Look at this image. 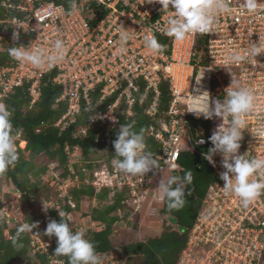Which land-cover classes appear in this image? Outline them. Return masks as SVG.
Masks as SVG:
<instances>
[{"label": "built area", "instance_id": "built-area-1", "mask_svg": "<svg viewBox=\"0 0 264 264\" xmlns=\"http://www.w3.org/2000/svg\"><path fill=\"white\" fill-rule=\"evenodd\" d=\"M70 3L71 0H0V50L4 49L5 40L13 47L21 44L27 47L32 43L34 47L49 50L56 39H62L66 44L64 61L50 69L37 70L12 58L7 65L1 66L0 103H4L17 87L26 86L31 98L30 107L34 106L48 76L62 88L56 102L67 103V110L54 123L55 126L63 130L76 123L82 109L95 102L99 108L93 112L90 125L116 128L120 121L117 111H120L121 103L126 104L125 112L130 116L134 113L133 106L144 104L152 94L147 113L158 119L149 131L160 144V150L153 153L160 162V169L154 168L144 177L127 175L113 167L114 157L111 162L104 161L93 170L92 178L91 170H87L82 180L77 175L61 180L59 164L52 162L49 164L51 177L62 191L58 198L66 195L77 182L85 180L83 182L93 185L97 192L109 188L110 196L127 188L128 195L136 199L134 209L138 210L152 179L163 171L172 170L179 174L180 153L196 147L191 137V118L214 120V131L222 124L228 126L222 118L205 119L202 115L197 117L189 112L194 103L191 94L208 91L211 100L223 99L232 79L226 81L217 76L221 68H236L238 73L233 80L251 89L256 97L255 110L245 117L247 127L240 141L239 154L249 156L247 151L254 149L252 141L261 148L264 146V66H260L264 65V54L257 57L259 64L255 66L246 62L238 65L224 63L229 49L242 51L248 46V41L258 42L260 35L264 37V8L257 13H248L241 7L243 0H229L233 11L231 15L219 17L215 33L193 34L185 41L177 42L162 31L171 9L162 11L159 3H148V0H75L76 10L71 13ZM261 3L264 4V0ZM17 26L20 28H15ZM122 29H127L133 36L123 53L119 47ZM249 30L253 31L250 38ZM14 31H19V39L13 38ZM145 35H154L165 46L164 51L156 54L147 48ZM198 40L202 43L199 44ZM196 76H203L199 84ZM163 82H166L172 98L161 112L159 105ZM113 95L114 100L103 108L105 101ZM257 131L259 138L252 133ZM86 132V126H80L76 134ZM15 135L17 139L21 132L15 131ZM184 137L188 138L191 147L184 143ZM202 139L206 142L205 138ZM20 144L24 147L26 142ZM214 160L220 177L225 171L221 163L222 155H215ZM224 183L220 179L210 186L177 264L264 262V195L247 208L239 200L241 213L236 216L227 210L225 214L221 210L222 196L219 194L225 191ZM51 201L42 206V218L49 215L50 208L60 209L58 203ZM69 203L75 206L72 198ZM24 215L21 209L12 211L6 202L0 209V216L9 224L24 222ZM51 243L38 232L31 240L32 254L45 255L47 264H66L63 258L55 256ZM210 252L211 256L207 257L206 253ZM107 254H100L102 264H106ZM122 261L116 258L110 264H122ZM20 264L29 263L24 260Z\"/></svg>", "mask_w": 264, "mask_h": 264}, {"label": "trees", "instance_id": "trees-1", "mask_svg": "<svg viewBox=\"0 0 264 264\" xmlns=\"http://www.w3.org/2000/svg\"><path fill=\"white\" fill-rule=\"evenodd\" d=\"M198 43L200 44L202 41L198 40ZM10 47L13 45L5 40L4 49L0 50V67L9 63L11 57L8 49ZM61 91V86L46 76L42 94L34 106L30 107L31 98L26 86L17 87L5 99V104L13 112L14 129L21 131V139L26 140L27 144L25 148H18V162L14 167H10L4 175L10 179L16 190L22 193L28 205L32 204L34 197H40L44 201L51 198L49 194V191L52 190L51 185L42 180L50 163L59 164L61 180L75 178L76 175L82 180L87 170H91V174L102 162H111L115 157L114 141L117 139L118 130L123 124H133L134 130L137 132L144 129L148 150L152 153L160 150V144L149 131L151 125L157 123L158 120L147 113L152 101V94L144 104L136 103L133 106L134 113L130 116L125 112L126 104L121 103L120 111H117L120 121L116 128H107L106 125L100 126L99 124L90 125L93 112L99 108L94 102L90 106L91 110L86 111L89 107L82 109V114L76 123H72L61 130L60 127L54 125L67 110L66 102H56ZM114 98L115 95L108 98L102 107L107 108ZM171 98L167 84L163 82L159 105L161 112L168 107ZM190 124L192 142L195 143L199 138H205L206 142L204 144L195 143V148L185 149L180 153L179 177L182 178L187 171H191L193 174L192 183L186 185L185 188L186 193H190L186 195L185 206L179 211L169 212L167 201L163 200L159 209L162 218L160 234L145 240H132L123 245V253L127 255L128 260L139 255L143 258V264H177L187 245L197 216L203 208L210 186L220 180L215 166L204 159V153L213 147L209 138L214 132L215 121L191 118ZM80 126H86L87 132L85 134H76ZM16 142L19 143V140ZM76 148L80 150L81 156L84 158L83 163L86 167H82V169L81 165L79 166L77 162L73 163L70 158V152ZM99 152L104 153L102 158H98ZM3 176H0V179ZM90 177H94L93 174ZM84 197L102 201L100 207H93L91 211L86 213L89 220L96 224L85 231V237L94 244L98 253H108L115 247L111 237L114 224L118 218L115 213L119 208L124 207L123 201L128 200V189L123 188V190L116 191L114 195L110 196L109 188L97 192L93 185L80 181L72 186L66 195L59 197L57 203L60 210L68 216L80 208V203ZM70 198L75 202L74 207L69 203ZM3 201L5 200L0 197V207ZM129 214L128 210L125 215ZM41 218L42 216L34 210L27 216V221L38 223L39 227L36 230L44 239L51 240L52 250L55 252L58 246L57 238L55 236L48 237L44 235V232L50 220L61 222L59 210L52 207L49 209L46 221L41 220ZM101 225L103 226L100 228ZM19 226L11 227L9 229L11 237H7L4 233L5 228H7L6 222L0 218V264H20L24 260L33 264L31 262V233L22 234L18 241L24 245L23 248L14 247L12 244V238L16 235ZM71 226L73 231H78L80 223L71 221ZM134 227L138 228V225H134ZM37 257L40 264H47L45 255L37 254ZM60 257L65 259L66 264H69L67 257Z\"/></svg>", "mask_w": 264, "mask_h": 264}, {"label": "clouds", "instance_id": "clouds-1", "mask_svg": "<svg viewBox=\"0 0 264 264\" xmlns=\"http://www.w3.org/2000/svg\"><path fill=\"white\" fill-rule=\"evenodd\" d=\"M148 3L161 4L162 11L171 9V14L167 16L162 31L177 42H183L193 34L215 33L219 17L231 15L233 11L229 0H148ZM241 7L248 13H257L264 8V4L261 3V0H243ZM75 10V0H71L70 13ZM252 34L253 31L249 30V38ZM19 36V31L13 32L14 39H19ZM132 39L133 36L127 29L120 31L119 47L121 53L126 50L127 43ZM144 43L153 53L159 54L164 51L165 46L154 35H145ZM65 52L66 44L62 39H56L51 50L38 46L34 47L32 43L27 47L21 44L8 49L12 59L20 64L31 65L37 70L50 69L62 63L65 59ZM261 54H264V37L260 35L258 42L248 41V46L242 51L229 49L224 56V63L225 65H238L246 62L255 66L259 64L257 57ZM203 76L199 78L196 76L197 84L200 83ZM196 91L199 92L200 90L196 89ZM191 96L194 103L189 112L195 113L197 117L201 115L205 119L219 117L222 118L223 123L228 122L227 127H224L223 124L220 125L209 138L213 147L204 153V159L215 166L214 156L222 155L221 163L225 171L221 172L220 179L225 182L223 186L225 192L238 197L243 207H249L261 195H264V159L249 158L246 153L239 154L240 141L247 127L245 117L250 115L256 107V97L253 91L232 79L231 85L225 89L222 100H211L208 91H203L199 95L191 94ZM88 110H91L90 106L86 109V111ZM12 115V110L5 104L4 100V103H0V176H3L10 167L15 166L19 160L18 148H25L27 144L26 140L21 139V136L16 139L15 131L19 130L14 129ZM252 133L259 138V131ZM17 140L19 143L16 142ZM23 141L26 142L24 147L20 144ZM204 142L202 138L195 141L196 144H203ZM114 148L115 158L112 160V165L124 174L144 177L152 169H160L158 159L148 150L144 129L137 132L134 130L133 124L121 125L117 139L114 141ZM192 181L193 174L191 171H187L182 178L170 176L167 179L163 177L160 179L157 190L161 194L160 198L167 201L169 212L179 211L185 206L186 195L190 194L186 193L185 188ZM2 199L4 200V198ZM6 203L12 211L17 208L16 205ZM47 210L48 208L45 206V211ZM57 210H59V216L62 218L61 222L50 220L44 232V235L48 237L55 236L57 238L58 246L54 252L55 256L67 257L69 264H102L100 255L102 252L96 251L94 244L85 237L83 231H73L71 218L60 209L57 208ZM31 212L29 210L25 212L24 222L15 223L13 221L11 224L0 216L7 225L4 232L9 235L11 227L20 225L16 235L12 238L14 247L23 248L24 245L18 243L22 234L31 233L33 229L39 227L38 223L27 221V216ZM34 256L37 255H33L32 260ZM38 259L36 263L32 260L31 262L37 264L40 261Z\"/></svg>", "mask_w": 264, "mask_h": 264}, {"label": "rangeland", "instance_id": "rangeland-1", "mask_svg": "<svg viewBox=\"0 0 264 264\" xmlns=\"http://www.w3.org/2000/svg\"><path fill=\"white\" fill-rule=\"evenodd\" d=\"M237 73H238V70L233 67L221 68L218 70L217 76L221 77L222 79L226 81H229L231 79H236L235 77ZM262 139H263L262 144L264 145V138ZM183 141L186 145L191 147V145L188 142L189 140L187 137H184ZM252 146L254 149L251 152L247 151V153H249L248 157L249 158L257 157V158L264 159V146H262L261 148L259 147L258 143L254 141H252ZM98 154L100 155L98 158H102L104 156L103 152H99ZM70 158L73 163L77 162L79 166L81 165V169L82 167H86L85 163H83L84 158L81 156L79 149H75L73 152H70ZM54 163L56 164V162ZM170 176H179V174L178 172H173L172 170L163 171L152 179L148 191L146 190L147 192L146 197L141 201L140 207L138 210L134 209L136 205L135 198L129 196L128 200L126 199L123 201V203L125 204L124 207L119 208L118 211L115 213L118 216V218H117L116 223L114 224V229L111 234L115 247L113 250L109 252L110 255L107 254L105 258L106 264H110L111 261H113L116 258L123 260L122 264H143L144 263L142 256L139 257V255L133 256L131 260L130 259L128 260L127 255L123 253L122 247L123 245L128 244L132 240H140V239L145 240L151 236L154 237L160 234L161 226H162V218L159 213V209L161 205L163 204V200L160 198L161 194L158 192L157 187L162 177L167 179ZM42 180L50 184L52 188V190L49 191L51 198L47 201L52 200L51 201L52 203H57L58 195L62 191H60V187L57 184V181L52 179L49 168L47 172L43 175ZM76 184H78V182ZM140 193L142 192H139L138 194ZM219 194L222 196L220 200L221 210L224 211L225 214H226L225 210H227L228 213L231 212L233 216H236L241 213L239 210V198L238 197H236L235 195L231 193H226L225 191H220ZM0 197L4 198V200L7 201L8 203L12 205H16L17 208L15 210L21 209L23 212H26L27 210L29 211L35 210V212L38 213L39 215L41 214L40 210L42 206L46 202L40 197H34L32 199V204L28 205L26 201L24 200L22 193L16 190L15 186L12 184L10 179L6 177L5 175L0 179ZM212 202L213 201L211 200L210 204H212ZM101 205H102V201L98 199L84 197L80 203V208L76 212H71L68 216L71 218V221L79 222L80 228L78 229V231H83L85 233V231L89 227L94 226L96 224L95 222H91L89 220V218L86 216V213L91 211L93 207H100ZM226 205H227V208H226ZM128 210L130 214L125 215V213L128 212ZM46 219H47L46 217L41 218V220L43 221H46ZM212 220L213 219L211 218L210 221ZM25 223H28V222L25 221ZM134 225H138V228L134 227ZM102 226L103 225H101L100 228ZM37 233L38 231L36 229H33V232H31V236L34 237V235H36ZM5 235L10 237L8 233H5ZM188 254H190V252ZM210 254L211 252L206 253L207 257L211 256ZM206 255H205V258H207ZM37 259L38 257L34 256L32 261L36 263ZM261 264H264V262Z\"/></svg>", "mask_w": 264, "mask_h": 264}]
</instances>
